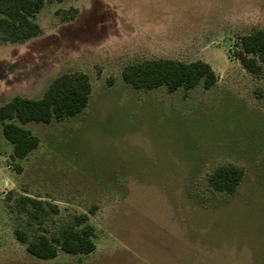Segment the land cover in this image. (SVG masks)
Here are the masks:
<instances>
[{
  "label": "rangeland",
  "instance_id": "374dc122",
  "mask_svg": "<svg viewBox=\"0 0 264 264\" xmlns=\"http://www.w3.org/2000/svg\"><path fill=\"white\" fill-rule=\"evenodd\" d=\"M36 21L24 42L0 31V106L65 73L88 74L93 91L75 117L26 123L40 144L25 159L0 122V264H264V74L236 58L240 37L264 29V0H46ZM159 58L204 60L218 81L169 92L123 79ZM225 164L245 172L233 195L209 184ZM22 195L48 217L32 220ZM82 213L91 254L44 260L16 237L57 236Z\"/></svg>",
  "mask_w": 264,
  "mask_h": 264
},
{
  "label": "trees",
  "instance_id": "16d2710c",
  "mask_svg": "<svg viewBox=\"0 0 264 264\" xmlns=\"http://www.w3.org/2000/svg\"><path fill=\"white\" fill-rule=\"evenodd\" d=\"M62 1V0H60ZM46 0H0V31L4 40L24 42L37 37L42 28L36 16L44 8ZM236 58L251 74H264V29L244 34L239 39ZM123 79L138 90H152L165 86L169 92L180 88L186 92L200 83L204 88L213 87L218 76L212 66L201 59L182 61L172 58L146 59L127 65ZM93 84L83 72L65 73L55 78L40 98L14 96L0 106V122L5 138L13 145V158L25 159L40 144V138L24 127L26 123H51L82 113L90 103ZM244 169L225 164L217 167L209 176L213 190L233 195L241 185ZM19 206L35 221H43L49 212L43 201L22 195ZM54 212L58 209L50 205ZM17 239L26 245L27 251L37 258L55 259L60 251L67 254H91L96 250V228L87 213L75 215L72 222L63 227L57 236L41 234L30 240L24 230H15Z\"/></svg>",
  "mask_w": 264,
  "mask_h": 264
}]
</instances>
